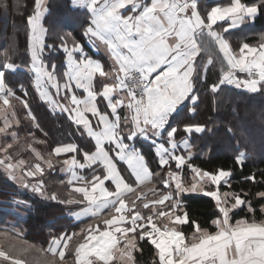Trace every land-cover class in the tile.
<instances>
[{
	"label": "snow or ice",
	"instance_id": "snow-or-ice-1",
	"mask_svg": "<svg viewBox=\"0 0 264 264\" xmlns=\"http://www.w3.org/2000/svg\"><path fill=\"white\" fill-rule=\"evenodd\" d=\"M72 3L89 14L83 34L93 47L104 46L110 66L106 69L103 62L87 55L70 31L59 37V45L46 44L48 29L42 24L48 11L46 0H34L27 17L30 71L40 98L54 111L67 114L93 147L82 150L75 142L62 143L45 157L33 146L45 141L34 133H29L32 140L26 148L19 144L15 127L20 120L13 101L28 110L35 128L40 125L28 100L7 82L6 72L15 73L18 67L9 49L0 63V136L11 137V142L0 143V169L46 199L80 206L72 213L74 218L94 223H86L79 232L51 236L47 247L25 239L14 226L0 227V264H138L135 254L142 253V242L154 248L152 264H264V203L257 218L252 201L245 198L249 193L243 189L221 192L222 185L231 189L232 170L207 171L190 163L191 145L188 139L177 141L181 128L173 123L188 106L186 101L193 105L190 111L196 112L201 70L207 73L214 62L210 48L218 52L221 62V76L210 86L212 93L224 85L264 93V35L256 44L243 43L238 52L225 36L264 13V0H227L203 15L200 0ZM46 48L65 54L61 74L55 63H45ZM202 52L209 53L206 64L197 61L198 57L203 61ZM20 89L26 96L22 85ZM182 130L203 133L205 126L184 124ZM141 139L154 148L163 176L150 169L136 148L135 142ZM25 150L34 163L22 158ZM66 154L72 155L56 162L68 176L61 181L69 186L68 196L46 195V172L54 170V157ZM246 158L240 152L236 163L242 167ZM185 166L191 172L187 183ZM85 170H90L88 175L83 174ZM157 177L162 189L144 191ZM244 179L264 183V171L259 181L255 174ZM187 193H202L215 201L211 230L190 221L181 200ZM251 195L264 201V190ZM237 209H246L247 214L236 218ZM189 224L192 231L186 234L184 226Z\"/></svg>",
	"mask_w": 264,
	"mask_h": 264
},
{
	"label": "trees",
	"instance_id": "trees-1",
	"mask_svg": "<svg viewBox=\"0 0 264 264\" xmlns=\"http://www.w3.org/2000/svg\"><path fill=\"white\" fill-rule=\"evenodd\" d=\"M18 2L20 6L17 8ZM225 2L227 0H200L201 13L204 14L205 10L217 3ZM33 9L34 0H0V63L3 62L4 51L10 49L12 62L18 66L15 73L6 72L7 82L16 90L17 95L28 100L29 107L35 115L41 116L39 123L44 128L46 132L44 138L48 141L42 144L34 143L33 146L45 157L62 143L75 142L82 150H89L93 147V142L80 135L76 126L67 118V114L50 109L32 86L34 74L30 71L27 17ZM88 22L89 17L84 10L74 9L70 0H51L49 13L45 19V26L48 29L45 43L59 45V37L70 31L75 40L84 45L87 53L93 55L94 52L86 43L83 34ZM216 27L219 28V25ZM261 35H264V13L258 14L254 21L225 33L235 51L239 50L243 43H258ZM69 41L71 42V37ZM209 53L214 62L208 67L207 73L201 70L202 79L197 82L199 100L195 105L196 112H190V103L187 102L188 106L180 111L173 123L181 128L177 133L179 137L186 134L182 130L184 124L205 126L203 133L191 134L190 143L195 155L191 163L207 171H215L219 168L231 169L232 187L229 189L222 185L221 192H240L243 189L244 192L249 193L245 198L252 201V206L257 210V218H260L259 209L264 201L251 194L264 190V183L254 184L244 178L255 174L259 181L261 172L264 171V93H249L232 85L221 86L218 93H212L210 86L217 83L221 76V62L214 48H210ZM209 53L202 52L203 61L198 57V63L206 64ZM44 59L48 65L55 63L57 71L64 70L65 54L61 50L50 51L46 48ZM238 75L244 76V74ZM21 85L27 93L26 96L20 89ZM13 104L20 114L19 144L26 148L27 143L32 140L29 133H34L36 136L37 131L28 118V110L18 101H13ZM1 124L0 121V126ZM140 142H135L136 146L144 150L153 172H158L160 167L153 153L154 148L144 141ZM240 152H244L247 157L242 167L236 163V157ZM71 155L53 158L55 168L46 172L44 177L46 195L54 192L60 199L67 198L69 186L67 183L61 184V181H67L68 176L61 171L63 165L56 161ZM21 156L27 158L29 163L35 162L30 151H21ZM77 158L79 159L80 155ZM89 171L85 170L83 174L88 175ZM181 200L189 212L190 221L196 220L202 227H210L211 230L210 222L217 213L215 201L202 193L184 194ZM67 207L70 205L46 199L31 189L18 185L0 169V226L16 223L17 229L22 233H27L32 239L40 240V243L46 245L51 236L75 232V224L67 214ZM18 210L20 215L17 213ZM236 213V218H240L247 214V210L237 209ZM184 231L186 234L192 231L190 224L184 226ZM76 242L74 240L73 245ZM141 247L142 253L135 254L138 264H152L153 246L142 242Z\"/></svg>",
	"mask_w": 264,
	"mask_h": 264
},
{
	"label": "crops",
	"instance_id": "crops-1",
	"mask_svg": "<svg viewBox=\"0 0 264 264\" xmlns=\"http://www.w3.org/2000/svg\"><path fill=\"white\" fill-rule=\"evenodd\" d=\"M50 1L51 0H46V6H47V8H48V11H47V13L45 14V16H44V18H43V20H42V24H43V26L47 29V27L45 26V19H46V16L48 15V13H49V3H50ZM71 1V6L74 8V9H76V7H74L73 6V3H72V0H70ZM78 9H80V8H78ZM80 10H83V9H80ZM84 12L86 13V15L89 17V14L84 10ZM203 15V14H202ZM89 19H90V17H89ZM249 21H246L244 24H242V25H246L247 23H248ZM226 24H227V22H225V26H226ZM242 25H240L239 27H241ZM216 27V26H215ZM239 27H237V28H239ZM234 29H236V28H234ZM86 37V36H85ZM45 42H46V37H45ZM86 43L91 47V49L93 50V52H94V54L93 55H89L88 53H87V51L85 50V53L87 54V55H89L90 57H92L93 59H96V60H99V61H101V62H103L104 63V65H105V68L107 69L109 66H110V64H111V60L109 59V57H108V55H107V52H106V50H105V48H104V46L103 45H99V47L97 48V47H93V45L89 42V40H88V38L86 37ZM231 43V42H230ZM82 44V43H81ZM231 46H232V48H233V50L235 51V49H234V47H233V45L231 44ZM236 52H238V50L236 51ZM198 59V58H197ZM65 63V62H64ZM210 65H208V67H209ZM62 72L61 71H57V74L59 75V74H61ZM238 74H242V73H237V75ZM32 86H33V88L35 89V91L37 92V94L39 95V93H38V91L36 90V88H35V84H34V81H33V84H32ZM53 91V93H54V91L55 90H52ZM79 91V90H78ZM40 96V95H39ZM57 99H60L59 97H57ZM42 100V99H41ZM43 101V100H42ZM44 103H46L45 101H43ZM63 102V101H62ZM186 103H187V101H186ZM190 103V102H189ZM46 105H48L47 103H46ZM48 107L50 108V109H52L51 108V106L50 105H48ZM101 107L103 108V105H101ZM191 107H193V105L190 103V109H191ZM31 109V108H30ZM53 110V109H52ZM15 111H16V116H17V118L20 120V114L18 113V111L15 109ZM32 111V114L36 117V122H38L39 123V118L41 117V116H36L35 115V113L33 112V110H31ZM54 111V110H53ZM56 112H59L58 110H56ZM191 112V111H190ZM192 113V112H191ZM122 115H123V113H122ZM1 121V123H3L2 122V120H0ZM34 124V123H33ZM39 125H40V129H37V128H35L36 129V131H37V135L35 136L36 138H38L39 140H43V141H48V140H46L45 138H44V136H46L45 135V130H44V128L41 126V124L39 123ZM1 126H2V124H1ZM21 126V124H19V126L18 127H15V131L17 132V134H18V136H19V138L21 137V134L19 133V127ZM35 127V126H34ZM40 132H39V131ZM11 131V130H10ZM176 139H177V141H182V140H184V139H188V141H189V143H190V141H191V134H185V135H183V136H181V137H179L178 135H176ZM0 141H6V142H11V137H6V136H0ZM140 141H144V140H139L138 142H140ZM144 142H146L147 144H150V142H148V141H144ZM140 143H142V142H140ZM145 143V144H146ZM143 145H144V143H142ZM151 145V144H150ZM190 145H191V143H190ZM58 146V145H57ZM135 146H136V144H135ZM145 146V145H144ZM136 148L138 149V150H140L142 153H143V155L145 156V154H144V150H142V149H140L139 147H137L136 146ZM180 151L181 152H184V149L183 148H181L180 149ZM190 151H191V153H192V159L194 158V151H193V147H192V145H191V149H190ZM153 153L155 154V150L153 149ZM67 155V154H66ZM66 155H62L63 157L64 156H66ZM156 156V155H155ZM145 158H146V156H145ZM63 159H65V158H62L61 159V161L63 160ZM156 159L158 160V157L156 156ZM26 160H27V158H26ZM146 160H147V158H146ZM147 162H148V165H149V161L147 160ZM190 163H191V161H190ZM63 167V166H62ZM149 167H150V169L152 170V168H151V166L149 165ZM173 168H174V164H173ZM62 169V168H61ZM3 170V169H2ZM153 171V170H152ZM158 172H160L161 173V176H163L164 175V172L160 169V170H158ZM62 173H64V174H66L65 172H63L62 171ZM184 175H185V179H186V183L187 182H189V177L191 176V172H190V169H188L187 168V166H185V168H184ZM156 179V181L157 182H155L153 185H147L143 190L144 191H147V189L148 188H152V187H155V188H157V189H162V185L158 182L159 181V178L157 177V178H155ZM18 185H20L21 186V184H19L18 183ZM187 194H191V193H187ZM183 196V195H182ZM182 196H181V198H182ZM79 208H80V206H78V205H70V207H67V210H68V212H67V214H68V216L70 217V219H72V221H73V223L75 224V227H74V231L75 232H79L80 231V229L82 228V227H84V225L86 224V223H94V221H92L91 219H85V220H83V221H77L75 218H74V216L72 215V213L73 212H76V211H79ZM17 213H18V215H20V213L17 211ZM10 226H14V227H16L17 228V224L16 223H9V226H7V227H10ZM0 227H6V226H0ZM23 236H24V238L25 239H27V240H29L30 242H33V243H36V244H38V245H42V246H44V247H47V244H48V242H47V244L46 245H43L42 243H40L39 241L40 240H34V239H32L30 236H28V234L27 233H23ZM48 241H49V238H48Z\"/></svg>",
	"mask_w": 264,
	"mask_h": 264
},
{
	"label": "rangeland",
	"instance_id": "rangeland-1",
	"mask_svg": "<svg viewBox=\"0 0 264 264\" xmlns=\"http://www.w3.org/2000/svg\"><path fill=\"white\" fill-rule=\"evenodd\" d=\"M257 134H260V133H257ZM259 136V135H258ZM4 142H6V141H0V143H4ZM32 182H34V181H32ZM18 212L20 213V211L18 210Z\"/></svg>",
	"mask_w": 264,
	"mask_h": 264
}]
</instances>
